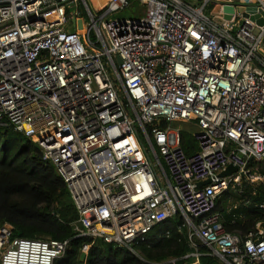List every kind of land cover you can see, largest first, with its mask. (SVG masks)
Masks as SVG:
<instances>
[{
	"label": "built area",
	"instance_id": "2783aa9c",
	"mask_svg": "<svg viewBox=\"0 0 264 264\" xmlns=\"http://www.w3.org/2000/svg\"><path fill=\"white\" fill-rule=\"evenodd\" d=\"M133 1L140 17L111 18ZM239 7L264 20V0H0V128L54 165L79 214L75 238L115 244L141 264H176L135 246L181 215L189 264H200L202 247L222 264H264V220L229 233L217 211L232 189L264 184V24ZM177 122L197 127L192 155ZM229 166L237 171L221 177ZM69 246L0 226V264H54Z\"/></svg>",
	"mask_w": 264,
	"mask_h": 264
},
{
	"label": "trees",
	"instance_id": "16d2710c",
	"mask_svg": "<svg viewBox=\"0 0 264 264\" xmlns=\"http://www.w3.org/2000/svg\"><path fill=\"white\" fill-rule=\"evenodd\" d=\"M182 147L186 154L197 151L194 140L182 133ZM264 175V169H261ZM244 200L238 211L228 212L227 204ZM264 184L247 186L241 195L227 193L217 203L229 233H248L259 221L264 220ZM236 216V218H234ZM79 214L67 185L54 165L46 162L37 145L12 129L0 128V226L13 227L14 239L70 241L69 250L54 264H141L127 249L101 239L75 238L74 224ZM181 215L157 226L147 241L136 245L147 260L164 262L176 260V264H189L184 259L191 250L188 246V230ZM86 248H88L87 251ZM86 253L84 261L81 255ZM200 264H222L208 256L201 248Z\"/></svg>",
	"mask_w": 264,
	"mask_h": 264
},
{
	"label": "rangeland",
	"instance_id": "374dc122",
	"mask_svg": "<svg viewBox=\"0 0 264 264\" xmlns=\"http://www.w3.org/2000/svg\"><path fill=\"white\" fill-rule=\"evenodd\" d=\"M87 2L89 3V6L91 5V7H93V8H99L100 6L105 4L106 0H87ZM77 5H78V9L83 14L85 22L88 23L90 21V19H89L88 14H86L87 13L86 10H84V7L82 6V4L81 5L77 4ZM76 8H77V6H76ZM143 11H144V9L140 6H138L135 1H133L132 6L128 10H126L124 12L116 13L111 18H119V19L138 18L142 15ZM173 126L174 127H181L182 130H184L183 132L186 133V139H188V140H193V134H196V132H197V127L195 125H192V124H184L182 122H177V123H174ZM136 132H137V136H138L140 142L142 143V145L146 151V154L148 156V159H149L152 167L154 168L155 171H157V169H158L157 159H156L155 155L150 151V147H149V144L147 142V139H146L144 133L137 126H136ZM148 151H150V153ZM155 166H157V169L155 168ZM261 167H262L261 169H264V165H262ZM233 194H235V191H233ZM227 206L229 208V206H231V204L228 203Z\"/></svg>",
	"mask_w": 264,
	"mask_h": 264
},
{
	"label": "water",
	"instance_id": "95a60500",
	"mask_svg": "<svg viewBox=\"0 0 264 264\" xmlns=\"http://www.w3.org/2000/svg\"><path fill=\"white\" fill-rule=\"evenodd\" d=\"M219 10H220V7H219V6H216V8H215L214 11H215V13H217ZM238 11H239V12H246V15H248V14H253V16L250 17L251 20H253V21H254V20H257L258 24H260V25H263V24H264V20H258V17H259V16H255V14H256V9H255V8L244 9L243 7H239V8H238ZM225 12H226V13H229V14H233V13H234V9H233V8H226ZM226 19H230V16H229V15L226 16ZM213 20H214L216 23H218V24H221V23H222V21L219 20V19L216 18V17H214ZM73 24H75V20H73ZM78 29H79V30L82 29V25H81L80 22L78 23ZM117 63H118L119 65L121 64V61H120V58H119V57H117ZM34 140H35V139H34ZM236 171H237V169H236L235 167H233V166H229L228 169H227L225 172H222V173L220 174V176H221V177H226V176H228V175H231L232 173H235ZM208 184H210V180H207V181H205V182L200 183V184H199V187H202V186H205V185H208ZM85 257H86V253H83V254L81 255V261H84V260H85Z\"/></svg>",
	"mask_w": 264,
	"mask_h": 264
},
{
	"label": "crops",
	"instance_id": "0c3cea01",
	"mask_svg": "<svg viewBox=\"0 0 264 264\" xmlns=\"http://www.w3.org/2000/svg\"><path fill=\"white\" fill-rule=\"evenodd\" d=\"M252 185H255V184H245L243 186V189H242V193H243V190L247 187V186H252ZM233 191H235V194H238V195H241L242 193H240V191H237L235 189H232L229 193L230 194H233ZM231 204V206H229V208L227 209L229 213L233 212V211H238L239 209H241V205L243 204L245 207L247 206V204H244V200H239V201H234V199H231V201L229 202Z\"/></svg>",
	"mask_w": 264,
	"mask_h": 264
}]
</instances>
